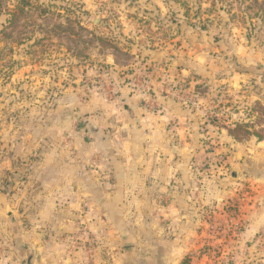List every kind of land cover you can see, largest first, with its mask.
I'll use <instances>...</instances> for the list:
<instances>
[{"label":"rangeland","instance_id":"374dc122","mask_svg":"<svg viewBox=\"0 0 264 264\" xmlns=\"http://www.w3.org/2000/svg\"><path fill=\"white\" fill-rule=\"evenodd\" d=\"M131 102L199 136L189 196L218 198L180 254L152 221L131 264H264V0H0V264H121L38 195L63 153L101 171L96 124L126 132Z\"/></svg>","mask_w":264,"mask_h":264},{"label":"crops","instance_id":"0c3cea01","mask_svg":"<svg viewBox=\"0 0 264 264\" xmlns=\"http://www.w3.org/2000/svg\"><path fill=\"white\" fill-rule=\"evenodd\" d=\"M129 104L137 116L124 121L126 132L114 135L106 125L96 124L93 142L106 156L101 171L85 170V157L79 161L63 153L58 166L48 169L38 195V221L59 222L67 212L81 208L92 232L107 238L105 244L123 256L121 264L138 263L141 238L147 237L152 221L163 223L160 230L173 236V252L180 254L187 248L185 238L194 235L195 223L203 217L201 209L218 200L189 196L188 178L199 152V136L188 127L178 136L165 127L161 114L153 115L137 102ZM56 170L61 177L57 183L52 181ZM216 191L219 196L218 187ZM88 206L92 210L84 208Z\"/></svg>","mask_w":264,"mask_h":264},{"label":"trees","instance_id":"16d2710c","mask_svg":"<svg viewBox=\"0 0 264 264\" xmlns=\"http://www.w3.org/2000/svg\"><path fill=\"white\" fill-rule=\"evenodd\" d=\"M245 125L244 124H237V127H244ZM182 264H187L186 261H183Z\"/></svg>","mask_w":264,"mask_h":264}]
</instances>
